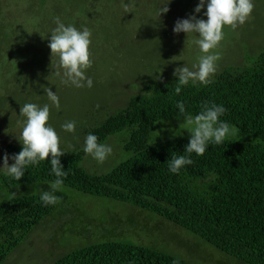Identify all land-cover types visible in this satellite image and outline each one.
I'll list each match as a JSON object with an SVG mask.
<instances>
[{
	"label": "trees",
	"instance_id": "trees-1",
	"mask_svg": "<svg viewBox=\"0 0 264 264\" xmlns=\"http://www.w3.org/2000/svg\"><path fill=\"white\" fill-rule=\"evenodd\" d=\"M48 1L38 3L42 6ZM87 1L73 4L87 8ZM18 7L8 13L7 21L0 6V79L4 81L20 74L26 57V48L9 50L26 43V35L17 31L24 11ZM247 50L242 65L224 69L208 85L190 83L177 94L178 78L153 81L105 118L94 123L76 118L81 139L94 133L101 143L111 141L115 152H123L126 159L97 174L86 167L84 142L71 146L60 157L67 171L63 186L127 204L136 215H144L140 225L145 226L142 237L146 239L131 243L114 237L51 264H198L191 259L196 250L182 247L183 237L190 236L202 239L201 249L207 255L213 253L206 242L221 251L222 257L233 258L229 262L219 259L223 264H264V49L254 54ZM178 102L193 116L205 103L225 105L221 119L234 125L239 134L219 145L210 143L202 156L192 153L193 163L173 174L168 162L172 156L188 155L184 150L191 137L152 143L150 135L160 120L180 115ZM3 150L16 154L22 144H8ZM48 159L29 166L20 181L0 174V192L8 194L0 203V264L57 205L44 206L40 200V194L57 179L51 154ZM55 194L63 202L69 198L62 190ZM130 222L139 225L137 220Z\"/></svg>",
	"mask_w": 264,
	"mask_h": 264
},
{
	"label": "rangeland",
	"instance_id": "rangeland-1",
	"mask_svg": "<svg viewBox=\"0 0 264 264\" xmlns=\"http://www.w3.org/2000/svg\"><path fill=\"white\" fill-rule=\"evenodd\" d=\"M73 1L49 0L41 6L38 0H1V10H4L7 21L10 20L8 13L15 5L19 6L20 11L24 8L22 13L19 12L23 21L19 22L17 31L26 35V43H17L9 50L26 48V57L23 58L20 74L12 77V80L0 79V167L3 166L5 154L11 157L3 147L22 144L17 137L22 131V121L26 119L20 115L25 103L50 105L49 122L59 133L63 149H70L82 144L85 138L81 139L77 133L78 126L77 134L73 135L75 132L64 131L62 124L76 121V118L82 122L90 120L91 123L105 118L108 112L125 105L131 95L140 92L139 89L145 84L178 78L174 75L176 68L183 67L185 63L191 67L198 63V57L203 54L194 43L198 39L196 34L187 36L186 33L173 31L178 19L194 14L199 0H171L167 5L169 11L160 17L157 11L166 0H88L90 6L87 8L74 6ZM77 4L79 6L80 2ZM204 11L206 7L197 14L198 18L207 19ZM56 16L66 24H75L78 28L86 26L93 33L90 48L93 63L84 70L93 79L91 88L87 87L86 81L82 88L64 84L62 75H58L63 72L58 66L59 58L52 56L48 47L50 32L56 27ZM224 33L220 45L211 50L219 52L221 57L212 80L224 69L238 63L242 65L247 49L252 54L264 49V0H254L249 19L235 29L226 26ZM249 59L247 55V61ZM7 73L13 71L7 70ZM45 88L57 93L59 107L52 104ZM190 127L193 126L186 123L183 115L160 120L150 135V142L191 137ZM237 133L239 130L227 138H234ZM107 143L113 145L111 141ZM125 159V154L115 152L114 148V153L103 163L88 154L85 164L91 172L101 174L112 170ZM12 163L14 161L10 158L9 165ZM61 190L69 197L67 201L59 199L52 213L26 236L3 264H51L63 255L114 237L131 243H138L139 238L146 239L142 237L145 226L140 225L145 221L144 215H136V211L128 208L127 204L99 194L72 190L67 186H62ZM6 196L5 191L0 192V203ZM117 217H121V221L115 223ZM131 219L137 220L139 225L134 227ZM164 226L170 228L168 224ZM197 237H183L185 241L182 243L185 250L188 246L196 250L191 254L195 263L223 264L219 259L228 262L233 259L222 257L224 254L208 242L206 248L213 255H207L201 249L202 239ZM196 252L204 257L205 262H199L202 260L198 259Z\"/></svg>",
	"mask_w": 264,
	"mask_h": 264
},
{
	"label": "clouds",
	"instance_id": "clouds-1",
	"mask_svg": "<svg viewBox=\"0 0 264 264\" xmlns=\"http://www.w3.org/2000/svg\"><path fill=\"white\" fill-rule=\"evenodd\" d=\"M170 3L171 0H166L159 6L158 17L169 11L167 5ZM205 7L206 11L203 15L207 19L198 18L197 14H200ZM253 7L254 0H199L194 14L176 21L173 31L177 34L186 33L187 36L190 33L196 34L198 39L194 43L203 53L198 57V63L191 67L185 63L183 67L175 69L174 75L178 77V86L175 88L177 94L181 93V86H187L190 83L192 85L212 83L211 77L217 72L221 57L219 52L211 50L216 49L224 39L225 27L231 26L235 29L238 25L244 24L249 19ZM54 22L56 27L50 32L48 47L51 49L52 56L57 55L59 58L58 66L63 72L58 75H62L64 84L70 83L77 88H82L86 81L87 87L91 88L93 79L88 77L84 70L93 63L90 51L92 31L86 26L78 28L75 24H66L59 16L54 18ZM45 91L52 104L59 107L60 98L57 93H53L50 88H45ZM177 108L179 114L185 117L186 123L193 127L188 129L191 138L184 150L188 155L172 156L168 162L169 170L173 174L179 173L181 169L193 163L192 153L202 156L210 143L222 144L227 137L236 133L234 125L221 119L227 111L223 104L205 103L202 110L194 117L186 112L183 102H178ZM20 115L26 118L22 121V131L17 137L22 143V150L12 154L11 157L5 154L0 174L20 181L29 166H37L42 161H49L51 154L52 172L57 179L50 182V190L40 194V200L44 206L55 205L60 199L55 193L62 189L63 178L66 177L67 171L64 170L60 159L66 153L62 147L61 137L49 122L50 105L25 103L20 109ZM61 127L66 132L74 133L77 121H67ZM83 151L90 154L97 162L103 163L114 153V147L111 144L99 142L97 135L89 133L84 140ZM10 158L14 161L11 165H9ZM13 195L15 196L16 193Z\"/></svg>",
	"mask_w": 264,
	"mask_h": 264
}]
</instances>
